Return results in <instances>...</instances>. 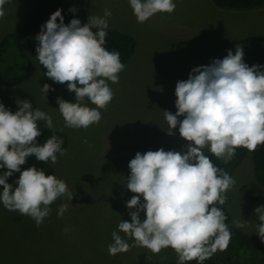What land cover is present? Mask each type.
<instances>
[{
  "label": "rangeland",
  "instance_id": "rangeland-1",
  "mask_svg": "<svg viewBox=\"0 0 264 264\" xmlns=\"http://www.w3.org/2000/svg\"><path fill=\"white\" fill-rule=\"evenodd\" d=\"M172 13L157 12L143 23L137 21L129 0H84L87 17H105L108 28L134 33L135 50L119 73V82L107 81L114 96L106 109H99L102 119L88 128L65 126L57 98L75 102V93L56 94L53 100L42 87L44 74L32 50L23 39L34 71L21 83L6 85L0 81V103L15 112L17 101L28 100L33 109L52 117L53 128L67 135L65 155L57 153V162L46 163L32 154L21 165V171L35 166L46 174H54L66 182L73 197L57 198L50 214L37 226L35 220L11 211L0 201V264H162L178 260L171 247L154 254L138 245L134 237L118 230L122 220L131 222L126 202L133 195L127 188L129 162L137 152L174 150L182 154L189 142L179 133V125L168 134L165 110L176 113L175 87L187 80L191 70L223 59L228 50L235 54L236 46L249 35H264V5L250 9L217 6L213 0H173ZM5 16L0 18V40L7 34H21L30 5L25 0H7ZM87 106L95 108L87 99ZM184 117H178L182 120ZM47 128L45 121H37ZM37 144V143H36ZM207 149L204 150V152ZM7 168H0L2 175ZM20 172H14L7 182L17 186ZM235 184L225 193V202L233 224L244 225L257 244L264 245L258 230L255 209L264 205V184L258 182L252 158L246 157L233 170ZM3 186L0 185V191ZM143 203V197H141ZM62 204H68L63 216H58ZM146 218L140 212V219ZM119 234L130 249L110 255L112 232Z\"/></svg>",
  "mask_w": 264,
  "mask_h": 264
},
{
  "label": "clouds",
  "instance_id": "clouds-1",
  "mask_svg": "<svg viewBox=\"0 0 264 264\" xmlns=\"http://www.w3.org/2000/svg\"><path fill=\"white\" fill-rule=\"evenodd\" d=\"M0 0V18L5 16ZM139 23L157 12L172 13L173 0H129ZM76 11L75 8L71 9ZM111 11L105 9L104 17H88L81 25L78 18L64 23L62 10L57 9L41 26L36 39L37 58L44 66L46 76L60 84L67 83L75 93L76 101L57 98L65 126L88 128L102 119L99 109H106L114 92L107 81L119 82V73L125 69L118 51H109L105 45ZM59 17V22L57 18ZM97 29V31H93ZM244 50L236 46L235 54L228 50L223 59L210 65H200L191 70L187 80L178 81L173 114L165 110L168 134L179 125V133L189 142L187 151H165L163 148L137 152L130 160L127 188L133 195L126 202L131 222L122 220L118 230L134 237L138 245L154 254L171 247L178 254L179 264L197 260L202 264L217 250H226L231 239L224 212L216 207L225 204V193L235 184L227 171L215 165L207 149L225 163L231 161L236 149L244 147L254 151L264 144V66L244 62ZM54 91L45 83L42 92L46 97ZM90 101L95 108L87 106ZM19 108L13 112L0 103V201L11 211L32 217L39 226L50 214V205L59 197H73L65 181L54 174H46L35 166L21 171L26 158H36L52 164L57 153L65 155L63 140L56 135L43 146L36 144L41 130L37 121H45L53 129L52 117L40 109H33L28 100L17 101ZM183 116L182 120L178 117ZM63 129H61L62 131ZM14 172H20L17 186L7 182ZM143 197V203L141 202ZM68 204H62L58 216H63ZM146 214L141 221L140 212ZM258 219L264 222V205L255 209ZM244 227L243 224H236ZM256 231L264 241V223ZM119 231L112 232L113 243L108 245L110 255L126 252L129 243Z\"/></svg>",
  "mask_w": 264,
  "mask_h": 264
},
{
  "label": "trees",
  "instance_id": "trees-1",
  "mask_svg": "<svg viewBox=\"0 0 264 264\" xmlns=\"http://www.w3.org/2000/svg\"><path fill=\"white\" fill-rule=\"evenodd\" d=\"M30 5V10L25 16L21 34L14 32L7 34L0 40V81L7 85H16L27 79L34 71L32 60L25 51L23 39L32 50L37 61V46L39 41L36 36L41 31V26L50 18V15L57 9L62 10L64 23L68 24L73 18H78L81 25L88 22L84 11V0H25ZM217 6L236 9H250L264 5V0H213ZM75 8L76 11L71 9ZM59 22V17L57 18ZM97 31V29H93ZM104 47L109 51H118L122 63L126 62L135 50V38L132 34L115 28H108ZM244 50V62L250 67L252 65L264 66V35H249L242 41ZM39 63V61H38ZM44 74L45 83L51 85L54 91L48 95L53 100L58 93L67 95L74 93L69 91L67 83L60 84L46 76V69L39 63ZM87 99V98H86ZM52 135L63 140L61 145H67V135L58 129H41V135L37 137V145L43 146ZM212 162L224 169L231 176L234 168L244 158L250 157L254 163L255 177L259 183L264 184V144L259 145L256 150L249 151L244 147L236 149L233 159L227 163L218 159L208 150L204 152ZM227 219L225 223L231 232L230 243L226 250H217L209 259L202 264H264V245L257 244L253 238L242 228L233 224L232 216L226 204H216ZM162 264H179V260H170ZM185 264H200L197 260L186 261Z\"/></svg>",
  "mask_w": 264,
  "mask_h": 264
},
{
  "label": "crops",
  "instance_id": "crops-1",
  "mask_svg": "<svg viewBox=\"0 0 264 264\" xmlns=\"http://www.w3.org/2000/svg\"><path fill=\"white\" fill-rule=\"evenodd\" d=\"M86 15H87V14H86ZM118 30H121V29H118ZM121 31H122V30H121ZM124 32H126V31H124ZM128 33H129V32H128ZM130 34L133 35L134 33H130ZM132 56H133V55H132ZM6 85H7V84H6ZM10 86H12V85H10ZM42 129H43V128H42ZM65 147H66V146H65ZM65 147H64V148H65Z\"/></svg>",
  "mask_w": 264,
  "mask_h": 264
}]
</instances>
